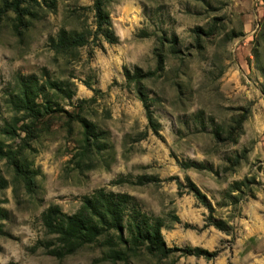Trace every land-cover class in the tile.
<instances>
[{"label": "rangeland", "instance_id": "374dc122", "mask_svg": "<svg viewBox=\"0 0 264 264\" xmlns=\"http://www.w3.org/2000/svg\"><path fill=\"white\" fill-rule=\"evenodd\" d=\"M8 1L0 0V264H264V0H111L104 31L94 0H25L21 19ZM62 29L86 43L57 51ZM136 69L144 77L128 80ZM29 76L68 82L65 94L45 89L37 117L9 102ZM81 117L98 136L84 157ZM121 175L154 180L113 183ZM100 187L161 217L167 247L215 255L160 259L140 249L113 263L96 243L61 259L36 247L48 238L43 210L72 214Z\"/></svg>", "mask_w": 264, "mask_h": 264}, {"label": "trees", "instance_id": "16d2710c", "mask_svg": "<svg viewBox=\"0 0 264 264\" xmlns=\"http://www.w3.org/2000/svg\"><path fill=\"white\" fill-rule=\"evenodd\" d=\"M111 0H94L92 9L95 13L98 28L104 31V26L110 25V18L105 10V5ZM25 0H9L8 5L14 9L21 19L26 12L22 3ZM105 37L110 41L114 37L106 30ZM86 38L82 34L68 32L62 29L59 32L56 43H53L57 51L82 46L86 43ZM54 42V41H53ZM163 57L160 55L157 68L148 72L153 75L160 69ZM126 78L130 81H140L144 76L141 70L136 69L133 73L127 71ZM140 88V84H138ZM49 88L55 92L65 94L68 88L66 81H47L39 84L33 76L21 79L18 91L9 95V102L14 107L16 114L23 113L24 116L37 117L41 112L42 104L38 102V97L45 95V89ZM149 118L151 113L148 110ZM245 115L239 117L237 125L241 129ZM80 122L84 127L83 149L80 156L90 153L98 144V136L90 121L81 117ZM7 129V128H6ZM9 131V128H8ZM29 133L32 131L27 130ZM28 133V134H29ZM237 135V134H236ZM234 136L231 141H236ZM30 137L33 135L29 134ZM231 137V136H229ZM104 146H98L100 151ZM7 154L0 147V158ZM79 163V162H77ZM19 168L18 162H14ZM131 175H121L113 180V183H125L131 181L136 184H145L154 180L153 176L139 175L136 180H130ZM33 177L25 172V183L28 190H33ZM6 185V180L0 178V187ZM191 186L195 195L204 200L205 196L195 186ZM42 225L48 238L38 240L37 246H42L46 252L58 259L75 253L88 244H99L103 248L105 260L113 263L128 262L129 259L140 249H145L149 254L157 258H167L174 251H181L185 254H196L214 256L201 248H169L166 246L161 229L164 221L161 217L149 215L144 212L136 198L127 192H114L105 187L96 189L92 194L84 195L81 204L76 212L69 214L60 205L51 204L41 213ZM127 234H126V233Z\"/></svg>", "mask_w": 264, "mask_h": 264}]
</instances>
